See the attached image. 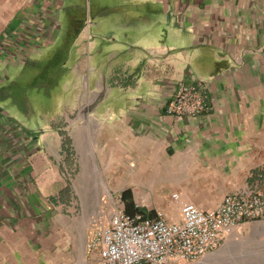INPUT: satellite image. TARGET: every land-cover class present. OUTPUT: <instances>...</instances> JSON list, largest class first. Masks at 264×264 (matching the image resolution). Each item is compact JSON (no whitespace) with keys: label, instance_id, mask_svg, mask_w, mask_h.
<instances>
[{"label":"crops","instance_id":"crops-1","mask_svg":"<svg viewBox=\"0 0 264 264\" xmlns=\"http://www.w3.org/2000/svg\"><path fill=\"white\" fill-rule=\"evenodd\" d=\"M52 49L73 74L66 100L83 106L0 143V264H97L94 217L178 222L187 202L210 209L261 183L264 0H0L4 66ZM181 84L210 109L169 114ZM212 254L193 264L224 259Z\"/></svg>","mask_w":264,"mask_h":264},{"label":"built area","instance_id":"built-area-1","mask_svg":"<svg viewBox=\"0 0 264 264\" xmlns=\"http://www.w3.org/2000/svg\"><path fill=\"white\" fill-rule=\"evenodd\" d=\"M210 109L203 88L181 84L169 102L173 115L198 116ZM264 220V186L226 194L213 208L182 206V220L169 222L117 209L106 221L91 220L88 248L97 264H193L221 248L237 228Z\"/></svg>","mask_w":264,"mask_h":264},{"label":"rangeland","instance_id":"rangeland-1","mask_svg":"<svg viewBox=\"0 0 264 264\" xmlns=\"http://www.w3.org/2000/svg\"><path fill=\"white\" fill-rule=\"evenodd\" d=\"M111 2H109L110 7L114 10L117 9L115 8L118 4L117 1ZM116 12H120L119 9ZM116 12L113 14H117ZM54 52L55 50L52 49L46 54L34 57V59L39 60L29 66H4L3 61L0 62V85L12 82L17 74L20 75L21 80L31 71L34 73L38 71L40 74H38L39 78L35 82L38 87L31 90L33 97L29 95L31 102L35 105L29 113L23 111V105L14 99L9 98L8 102L0 103V110L7 116L5 123L0 122V143H4L5 148H8L9 145L12 148L18 146L27 130V135L30 136L27 127H33L34 122H41L39 120L42 115L44 116V123L40 125L41 127H65L68 114H75L79 105L83 106L82 103L75 104L66 100L67 94L64 87L68 79L73 78V74L67 69L70 65L61 66L57 64V60L51 59L55 57ZM21 58L26 59V57ZM31 61L34 60L31 59ZM47 62L48 66H44ZM23 96L21 92H15V97L19 98L20 102L24 101L21 99ZM259 185L264 186V183H259ZM212 255L224 256L220 264H264V221L248 223L242 228H237L228 237L226 243Z\"/></svg>","mask_w":264,"mask_h":264},{"label":"trees","instance_id":"trees-1","mask_svg":"<svg viewBox=\"0 0 264 264\" xmlns=\"http://www.w3.org/2000/svg\"><path fill=\"white\" fill-rule=\"evenodd\" d=\"M57 56H55L54 58H51L52 60H55ZM60 57V56H59ZM62 58V57H60ZM60 58H58V65H64L65 63L63 62V60L60 61ZM37 59H35L34 61L28 60L24 65H32L33 62H36ZM49 62V61H48ZM45 63V65L48 64ZM48 66V65H47ZM33 70V69H32ZM38 71L34 73V71H31L29 73V75H26L25 77H23V79H20V75L17 74L14 79L12 80V82L10 83H6V84H1L0 85V103H2L3 101H7L9 98L14 99L17 101V103H20V105H23L22 110L25 111L26 113L34 108V104L31 102V99L29 97V95L32 96L31 90L35 89L37 84H35L36 79L39 78L38 75ZM19 75V76H18ZM22 82V83H21ZM21 87V88H20ZM15 92H21L23 96V98H21L22 100H24L23 102L19 101V98L17 99L15 97ZM33 97V96H32ZM34 99V98H33ZM252 178L253 179H260L259 181L261 183H264V168L262 169H258L255 170L252 174ZM124 200L128 203L129 207L134 206V201L131 198V192L130 191H125L124 194ZM131 205V206H130ZM143 211V210H142ZM151 215V212H150Z\"/></svg>","mask_w":264,"mask_h":264}]
</instances>
